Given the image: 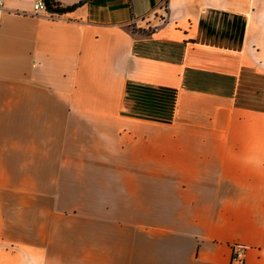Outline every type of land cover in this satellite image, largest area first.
I'll list each match as a JSON object with an SVG mask.
<instances>
[{"label": "crops", "instance_id": "1", "mask_svg": "<svg viewBox=\"0 0 264 264\" xmlns=\"http://www.w3.org/2000/svg\"><path fill=\"white\" fill-rule=\"evenodd\" d=\"M34 2L0 6V264H264V0Z\"/></svg>", "mask_w": 264, "mask_h": 264}, {"label": "built area", "instance_id": "2", "mask_svg": "<svg viewBox=\"0 0 264 264\" xmlns=\"http://www.w3.org/2000/svg\"><path fill=\"white\" fill-rule=\"evenodd\" d=\"M3 5V0H0V6ZM35 12H43L50 16L59 15L56 12H50L45 0H35L34 2ZM248 247L242 243H234L232 245L231 264H245L247 257Z\"/></svg>", "mask_w": 264, "mask_h": 264}, {"label": "trees", "instance_id": "3", "mask_svg": "<svg viewBox=\"0 0 264 264\" xmlns=\"http://www.w3.org/2000/svg\"><path fill=\"white\" fill-rule=\"evenodd\" d=\"M45 2L49 6L50 12H57L65 9L57 0H45Z\"/></svg>", "mask_w": 264, "mask_h": 264}, {"label": "water", "instance_id": "4", "mask_svg": "<svg viewBox=\"0 0 264 264\" xmlns=\"http://www.w3.org/2000/svg\"><path fill=\"white\" fill-rule=\"evenodd\" d=\"M87 0H81L80 2L72 5V6H69L67 8H65L64 10H61V11H57L56 13H59V14H63V13H66V12H70L72 10H74L75 8L79 7L80 5H82L84 2H86ZM48 9H49V6L47 5Z\"/></svg>", "mask_w": 264, "mask_h": 264}]
</instances>
